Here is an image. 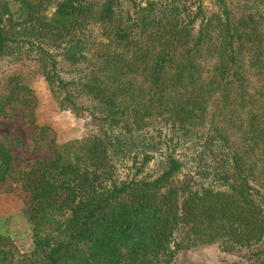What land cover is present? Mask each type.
<instances>
[{"label":"trees","instance_id":"1","mask_svg":"<svg viewBox=\"0 0 264 264\" xmlns=\"http://www.w3.org/2000/svg\"><path fill=\"white\" fill-rule=\"evenodd\" d=\"M121 1L0 0V64L17 65L0 80V120L20 109L35 125L28 63L61 111L99 127L58 145L36 126L51 157L24 169L0 140V189L11 181L26 195L31 240L20 250L0 218V264H172L182 248L211 246L264 264V0L238 11L217 0L210 13L199 0H134L128 12ZM111 129L189 142L210 184L177 178L171 147L159 175L118 180Z\"/></svg>","mask_w":264,"mask_h":264},{"label":"rangeland","instance_id":"2","mask_svg":"<svg viewBox=\"0 0 264 264\" xmlns=\"http://www.w3.org/2000/svg\"><path fill=\"white\" fill-rule=\"evenodd\" d=\"M58 0H53L56 2ZM134 0H122L119 10L122 12L132 11ZM206 12L218 10L217 0H199ZM229 8L238 11L244 0H225ZM54 8L46 13L50 16ZM36 55L33 53V58ZM0 80L6 72H13L16 64L9 66L5 62L0 64ZM59 68L61 77L65 80L71 78L73 72L60 61ZM20 71L29 77L28 84L36 97L34 109L35 125L22 121L19 117L20 109L12 112V118L0 120V140L5 141L9 147L18 169H24L27 164L36 159H49L51 156L46 149L36 148L34 138L37 134L36 126H47L54 133L55 143L61 145L68 141L80 140L95 136L99 133L98 122L87 112L80 115L70 111H61L53 98L50 89L45 82L39 69L34 64L26 63ZM1 84V82H0ZM1 93V86H0ZM110 135L115 146L112 155L116 167L118 180H125L137 176H157L164 167V154L167 148L174 149V157L182 163V169L176 176L180 180L187 178L194 188L210 184V177L202 174L205 165L201 167L195 162L196 149L189 142H178L179 138L171 133L164 137V131L159 134H137L124 135L117 129H111ZM160 136V137H158ZM156 148V149H155ZM169 152V151H168ZM149 157L148 162L143 165V158ZM25 194L22 190L12 184L11 181L3 184L0 189V218L10 221V229L13 231V240L16 246L27 251L31 247L30 231L22 216L24 209ZM185 232L180 230L176 234V241L182 242ZM250 251L237 249L232 253H222L216 246L206 248H182L179 250L172 264H256L250 256Z\"/></svg>","mask_w":264,"mask_h":264}]
</instances>
